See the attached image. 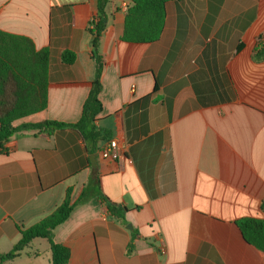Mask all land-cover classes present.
<instances>
[{
	"label": "crops",
	"instance_id": "obj_1",
	"mask_svg": "<svg viewBox=\"0 0 264 264\" xmlns=\"http://www.w3.org/2000/svg\"><path fill=\"white\" fill-rule=\"evenodd\" d=\"M98 0H0V30L52 51L48 120L81 119L96 62ZM130 3L108 0L94 146L65 127L0 152V256L69 197L53 231L66 264H264L238 222L264 221V0H172L161 37L122 41ZM76 55L65 67L61 54ZM116 141L119 154L105 159ZM95 148V150H94ZM110 207L126 209L124 219ZM35 238L4 264H51Z\"/></svg>",
	"mask_w": 264,
	"mask_h": 264
},
{
	"label": "trees",
	"instance_id": "obj_2",
	"mask_svg": "<svg viewBox=\"0 0 264 264\" xmlns=\"http://www.w3.org/2000/svg\"><path fill=\"white\" fill-rule=\"evenodd\" d=\"M126 1L130 6L125 17L122 41L134 44L158 41L166 20V4L172 0ZM107 5L108 0H98L96 18L90 24L93 35L92 54L96 62L95 80L84 103L81 119L74 125L52 122L46 116L52 51H38L31 39L0 30V152L5 150V144L15 135L27 130L52 134L56 130L71 127L79 130L84 139L91 140L95 147L99 141L107 139V133L95 126L102 112L99 97L104 61L99 53V44L108 23ZM260 45L262 51L258 50V58L264 55V43ZM75 61L74 53L66 51L61 54V63L65 67L73 65ZM74 207L75 204H71L67 197L53 214L39 224L23 230L21 240L12 251L0 256V264L16 258L35 238L50 241L51 264H66L70 259V251L53 242V231L67 221ZM126 211L116 207L109 208L113 217L122 220ZM238 226L245 241L256 247L264 258V221L245 219L239 221Z\"/></svg>",
	"mask_w": 264,
	"mask_h": 264
},
{
	"label": "built area",
	"instance_id": "obj_3",
	"mask_svg": "<svg viewBox=\"0 0 264 264\" xmlns=\"http://www.w3.org/2000/svg\"><path fill=\"white\" fill-rule=\"evenodd\" d=\"M119 154V145L116 141H111L107 147L103 150L102 156L105 159L116 158Z\"/></svg>",
	"mask_w": 264,
	"mask_h": 264
}]
</instances>
